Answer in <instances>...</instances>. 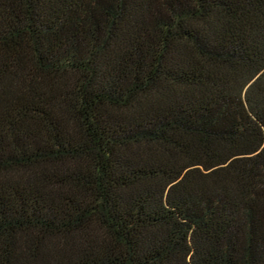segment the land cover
<instances>
[{
    "label": "trees",
    "instance_id": "trees-1",
    "mask_svg": "<svg viewBox=\"0 0 264 264\" xmlns=\"http://www.w3.org/2000/svg\"><path fill=\"white\" fill-rule=\"evenodd\" d=\"M0 264H264V0H0Z\"/></svg>",
    "mask_w": 264,
    "mask_h": 264
}]
</instances>
